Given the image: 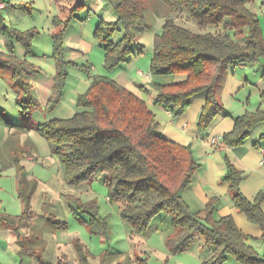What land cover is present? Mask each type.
<instances>
[{"label":"trees","instance_id":"16d2710c","mask_svg":"<svg viewBox=\"0 0 264 264\" xmlns=\"http://www.w3.org/2000/svg\"><path fill=\"white\" fill-rule=\"evenodd\" d=\"M87 1L75 0L69 19L65 23H57L59 31L53 35V41L58 88H63L68 77L63 37L71 20ZM249 1L105 0L118 14V22L126 36L122 42L113 43L116 27L104 21L97 25L94 36L102 45L105 68L115 72L130 63L133 30L146 27V13L151 10L158 18L164 19L162 33L154 40L151 75L173 76L182 80L165 85L154 84V103L177 119L189 109L194 97L205 94V103L197 121L198 132L202 134L224 112L217 100V92L226 67L231 64L245 67L264 61L261 24L246 8ZM228 21L233 24L228 25ZM192 23L198 32L189 28ZM0 35L10 51L9 54L0 53V68L12 70L11 86L20 96L18 107L27 115L24 111L28 105H38L31 97V83L26 89L23 87L26 78L39 71L13 56L12 51L16 43L28 53L31 37L10 31L1 24ZM239 35H244L247 40H237ZM78 105L86 111L70 119L51 120L38 128L60 160L64 169L63 179L68 187L74 188L99 178L108 189L109 202L119 206L122 220L130 225L135 237L148 230L154 217L170 216L172 231L167 234L166 246L171 254L188 251L195 239L201 238L202 251L210 254L205 264H223L230 257L241 264H264L232 219L209 220L216 210V203L207 206V218L201 219L184 201L182 193L192 184L200 165L190 147L175 144L158 133L156 117L143 99L112 80L96 77L88 91L79 96ZM234 122L233 131L223 136L228 147L244 145L250 132L264 124V112L246 113L235 118ZM261 140H264V134ZM226 163L228 173L223 183L229 185L237 210L250 223L260 227L264 243V213L260 208L264 197L259 195L255 202H249L240 190L241 173L228 160ZM22 177H25L24 173ZM19 194L24 205L22 216L13 219L0 214V225L14 228L10 234L17 235L16 245L21 256H34L37 248L28 244L39 242V239L28 236V232L20 235V230H29V224L34 220L29 197L24 194V179L20 181ZM65 199L75 203L81 213L89 215L91 233L104 234L105 226L97 219L94 205H84L76 196L68 194ZM47 221L56 229L64 228L52 216ZM74 248L79 264H91V255L82 242L78 240ZM58 253L55 264H69L68 257ZM41 263L45 264V261ZM105 263L102 260L100 264Z\"/></svg>","mask_w":264,"mask_h":264},{"label":"rangeland","instance_id":"374dc122","mask_svg":"<svg viewBox=\"0 0 264 264\" xmlns=\"http://www.w3.org/2000/svg\"><path fill=\"white\" fill-rule=\"evenodd\" d=\"M74 1L72 0V5L75 4ZM100 1L104 3L101 7L96 5L97 0L87 1L71 20L64 34V61L67 64L68 77L63 83V88L56 86L55 64L45 61L43 57L44 49L40 38L46 37L51 29L47 32H36L33 29L21 32L31 37V48L27 53V49L14 43L12 55L39 71L33 76H28L23 87L26 89L31 83L33 87L31 97L38 105H28L24 111L27 115L18 107L20 96L11 86L12 70L0 68V214L13 219L22 216L24 205L19 200V192L20 181L24 179V194L29 197L34 220L29 224V230L23 228L20 230V235L24 236L29 232L28 236L39 238V242L28 244L37 248L34 256H21L16 245L17 235H11L6 231V228L9 231H14V228L6 224L0 225V264H31L30 261L38 264L36 258L45 261V264H55L59 251L58 254L68 257L69 264H79L74 248L78 240L88 249L91 264H100L102 260L106 262L105 264H205L210 254L202 251L201 238H196L189 250L181 254H171L166 250L164 239L167 238L168 232L172 231L170 216L154 217L149 229L143 235L135 237L130 225L122 220L119 206L107 200L108 189L99 178L91 179L74 188L68 187L63 179L64 169L60 160L38 131L46 122L70 119L78 113L85 112V109L79 107L78 98L88 91L96 77L112 80L129 91L138 89L139 94H136L138 97L142 93L150 95L154 92V84H171L175 80L173 76L151 75L154 40L156 36L161 35L164 25V19L158 18L151 10L146 13V27L133 30L134 42L130 47L132 51L130 63L115 72L105 68L102 45L94 36L97 25L103 20L116 27L112 36L113 43L122 42L126 33L118 22V14L114 9L106 4L105 0ZM65 5L66 9L62 16L65 14L68 17L73 6L69 2ZM246 8L259 20L264 40V0L246 2ZM22 20L26 23L25 27L37 26L40 30L45 28L41 27L43 24L50 25L49 21L33 11L29 12V16L18 13V16L13 18L14 22ZM57 23L58 19L55 18V30ZM227 23L233 24L232 21ZM189 28L194 32L199 31L194 23L189 24ZM237 40L244 42L247 38L239 35ZM93 46L101 49L102 62H98L95 55L91 56ZM5 50L0 38V53H4ZM6 53L9 54L10 51L7 50ZM226 76L229 79L225 83L227 88L222 102L227 110L239 114L237 110L241 109L243 100L246 102L248 96H251L250 110H260L261 106L264 107V101L260 96V90L264 88L263 60L242 68L231 64L224 70L222 80ZM259 82L262 87H256ZM85 84L89 86L87 90ZM231 92H236V95H229ZM66 194L76 196L84 205L95 206L97 219L105 226L103 235L91 233L89 215L81 213L75 203L67 201ZM75 213L79 215L76 216ZM50 216L64 228L56 229L48 223L47 219ZM158 226L162 228L160 231L156 230ZM153 234L155 236H152ZM146 242L155 246L159 252L144 250L143 245ZM249 243L264 260V243L261 241ZM223 264L241 263L230 257Z\"/></svg>","mask_w":264,"mask_h":264},{"label":"crops","instance_id":"0c3cea01","mask_svg":"<svg viewBox=\"0 0 264 264\" xmlns=\"http://www.w3.org/2000/svg\"><path fill=\"white\" fill-rule=\"evenodd\" d=\"M66 2H69L70 5L73 6L70 9L68 17H66L65 14L62 16L66 9ZM103 4L102 2L96 5L101 7ZM74 5L75 4L72 5V0H0V24L10 31H15L17 33L27 32L32 29L36 32H47L51 29V32H49L46 37H41L40 40L42 48L44 49L43 57L45 61L55 64L57 75V64L54 59L53 35L56 30L59 31V28L57 27L55 30V18L65 23L69 19ZM30 11L36 12L37 15L44 18L47 22L49 21L50 25L45 26V24H43L41 27L45 28H41L40 30L37 26L25 27L26 23L24 20L13 21V18L18 16V13L29 16ZM90 21L92 22V19ZM53 32L54 34L52 35ZM0 38H2L4 43V49L6 48L3 52L6 53V41L1 35ZM94 55L98 62L103 61L101 49L95 48V46H93L91 53V56ZM32 67L35 68L34 66ZM236 67L242 68L244 66L237 64ZM227 79H229L228 76L224 78L217 92V100L223 106L224 112L217 116L210 128L202 134L198 132L197 121L205 103V94L194 97L191 100L189 109L183 116L177 119H173L170 112L163 107L155 105V98L152 93H150V95L142 93L140 98L146 102L148 110L156 117L158 133L175 144L183 147H190L196 162L200 165V169L195 174L192 184L182 193V197L190 209L198 214L201 219H206L207 206L216 203V210L209 220L218 221L220 219L230 218L241 233L247 237L248 242H262V231L260 227L250 223L245 215L237 210L232 199L233 193L229 185L223 183V179L228 173V166L226 163L228 160L242 175L243 181L240 190L243 196L251 203L255 202L259 195H263L264 197V165L261 164L262 151L264 150V140H261V137L264 134V124L256 126L250 132L248 139L242 146H226L223 141V136L233 131L235 126L234 119L237 118V116L240 117L245 111V114L256 113L258 111L264 112V107L261 106L262 108H260V110H250L249 105L251 98L249 97L251 96H248L246 102L245 100H243L244 102L240 101L243 105H241V109L237 110L239 114L236 115L235 112L227 110L222 102L224 101L222 100V97L225 95L224 91L227 88V85H225ZM179 80H182V78H176L174 82ZM85 86L87 90L89 86L87 84H85ZM256 87H262L261 82L258 83V86L256 84ZM131 92L139 94L138 89H132ZM260 92L261 100L264 101L262 97V95H264V88L260 90ZM229 95L234 96L236 92H231ZM19 200L21 202L20 197ZM260 208L264 213V200ZM6 229L7 233L10 234L11 231H9L8 228ZM161 229L160 226L156 228L158 231ZM152 236L155 235L153 234ZM32 237L35 236L32 235ZM164 240L166 241V239ZM166 247L165 245V248ZM143 248L144 250L159 252L155 246L147 244V242L143 245ZM166 250H168V248H166ZM35 261L41 264L39 259L36 258ZM30 262L31 264H35L32 261Z\"/></svg>","mask_w":264,"mask_h":264},{"label":"built area","instance_id":"2783aa9c","mask_svg":"<svg viewBox=\"0 0 264 264\" xmlns=\"http://www.w3.org/2000/svg\"><path fill=\"white\" fill-rule=\"evenodd\" d=\"M97 3H102V1H100V0H97ZM261 164H263L264 165V150L262 151V160H261Z\"/></svg>","mask_w":264,"mask_h":264}]
</instances>
